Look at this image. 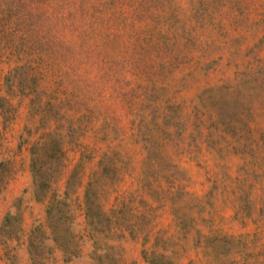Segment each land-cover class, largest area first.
I'll return each mask as SVG.
<instances>
[{"label": "rangeland", "instance_id": "374dc122", "mask_svg": "<svg viewBox=\"0 0 264 264\" xmlns=\"http://www.w3.org/2000/svg\"><path fill=\"white\" fill-rule=\"evenodd\" d=\"M0 264H264V0H0Z\"/></svg>", "mask_w": 264, "mask_h": 264}]
</instances>
